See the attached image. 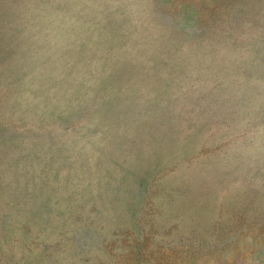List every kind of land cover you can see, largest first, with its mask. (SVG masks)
<instances>
[{
	"label": "rangeland",
	"instance_id": "obj_1",
	"mask_svg": "<svg viewBox=\"0 0 264 264\" xmlns=\"http://www.w3.org/2000/svg\"><path fill=\"white\" fill-rule=\"evenodd\" d=\"M0 264H264V0H0Z\"/></svg>",
	"mask_w": 264,
	"mask_h": 264
}]
</instances>
